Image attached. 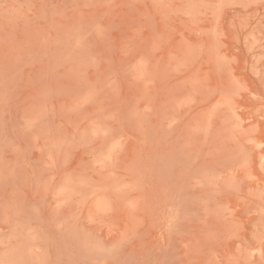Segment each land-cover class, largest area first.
Masks as SVG:
<instances>
[{
	"label": "rangeland",
	"instance_id": "374dc122",
	"mask_svg": "<svg viewBox=\"0 0 264 264\" xmlns=\"http://www.w3.org/2000/svg\"><path fill=\"white\" fill-rule=\"evenodd\" d=\"M0 264H264V0H0Z\"/></svg>",
	"mask_w": 264,
	"mask_h": 264
}]
</instances>
